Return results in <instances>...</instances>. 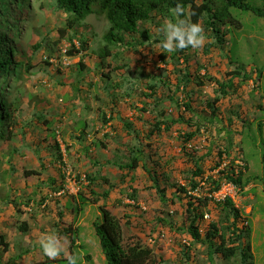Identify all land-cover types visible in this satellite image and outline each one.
<instances>
[{
    "label": "rangeland",
    "instance_id": "1",
    "mask_svg": "<svg viewBox=\"0 0 264 264\" xmlns=\"http://www.w3.org/2000/svg\"><path fill=\"white\" fill-rule=\"evenodd\" d=\"M249 4L264 8V0H249ZM11 12V23L20 27L21 34L15 37L8 30V38L17 51L16 61L23 66L16 69L21 77L18 81L8 75L10 90L0 86V104L5 102L2 112L11 115L15 133L10 141L0 139V234L10 242L8 251L0 242V264H68L63 253L51 260L39 246L41 233L53 231L67 238V250L77 256V264H107L94 228L102 220L101 206L121 220L126 241L137 237L152 246L164 259L162 264H242L244 257L239 253L229 261L216 255L211 262L203 244L189 252L190 262L181 260L188 247L185 242L190 240L191 222L189 198L175 184L190 187L193 178L200 180L192 177L196 171L193 158L203 159L200 165L205 178L216 175L220 152H225L223 168L240 170L242 160L248 166L244 174L249 185L236 202L248 219L251 262L264 264L263 17L234 9L232 14L242 27L221 26L226 34L224 48L215 44L211 31L202 25L203 46L185 48L180 56V49L169 53L158 46L163 38L158 30L165 19H173L164 7L151 21L141 23V35L132 39L138 44L117 48L120 58L102 59V37L109 28L104 16H88L69 29L67 38L60 39L57 30L67 28L68 16L56 9L55 0H16ZM75 32L88 40L89 50L83 57L66 55L72 43L79 46ZM37 44L42 46L38 51ZM206 45L212 48L207 51ZM25 66H30L28 74ZM234 69L252 79L238 90L234 85L231 94L210 108L208 102L215 99L218 82L227 81ZM188 73L191 80L177 94V104L170 96L176 81ZM150 84L156 86L155 94ZM186 101L193 112L184 109ZM161 110L175 119L190 120L191 126L180 123L170 132L151 136ZM214 110L216 117H212ZM104 118L110 120L104 122ZM181 132H197L187 152L182 150ZM134 148L144 152L145 161L134 172L121 169L120 163L131 160ZM29 171L39 175L27 177ZM154 174L166 190V204L153 183ZM207 190L206 184L202 199ZM107 191L111 193L105 197ZM200 210L210 214L208 221L200 223L204 238L211 223L220 219L221 208L208 203ZM159 218L171 219L174 229L161 224ZM21 221L28 223L27 233L18 229Z\"/></svg>",
    "mask_w": 264,
    "mask_h": 264
},
{
    "label": "trees",
    "instance_id": "2",
    "mask_svg": "<svg viewBox=\"0 0 264 264\" xmlns=\"http://www.w3.org/2000/svg\"><path fill=\"white\" fill-rule=\"evenodd\" d=\"M28 1V0H26ZM56 9L61 13L68 16L67 28L58 29L57 32L60 34V39L67 38L69 35V29H73L76 24H81L88 18L90 15L104 16L106 18L109 28L104 33L102 40L103 45L100 48V56L102 59L109 57L120 58L121 53L117 52V48L126 47L131 48L138 44L137 40L132 41L135 35L140 34V25L143 22H149L153 19L154 14L162 10L164 7L168 8L169 11L171 8H174L177 3L181 4L184 8V15L186 18L190 19L192 22H198L201 25H205L211 33L212 37L215 39V44L219 48H224L226 42V34L222 33L221 26L232 25L238 28H241V23L234 17L232 10L237 9L241 11H251L258 17L264 18V8H257L249 4V0H55ZM16 4V0H0V24L2 25L3 33L0 36V84L4 85L7 89H11L12 85L6 81L8 75L15 78L14 80L18 81L21 77L18 76V67L23 66L22 63L16 61V50L10 46V41L8 38V30L14 32L13 36H17L20 31V27L13 25L12 16L13 7ZM16 30V32H15ZM73 37L78 39V47L72 43L71 48L67 51L68 57H83L84 53L89 50L88 40L79 37V35L74 33ZM144 39L148 40L149 37L144 34ZM73 40L71 39V42ZM215 46V45H214ZM42 48L40 44L35 46V49L38 51ZM212 48L211 45H206L205 50L209 51ZM185 48L179 50L180 56L185 52ZM165 55H162L161 58L164 60ZM175 58V57H173ZM185 62H188L186 55L183 56ZM83 59V58H82ZM49 65V64H48ZM82 68H85L83 62H80ZM14 66V68H12ZM30 66H25L24 73L28 74ZM229 79L224 82H218V89L215 90L216 97L208 106L213 107V104L220 102L222 99L231 94L234 85L237 87L236 90L245 82H248L252 77L248 74H242L239 70H233L228 73ZM261 76V73H259ZM258 78L260 79V77ZM209 81L213 78L208 77ZM190 74L188 73L185 77L179 78L176 81L175 89L173 90L170 99L173 102L178 101L177 94L186 88L190 82ZM237 81V83H235ZM64 84V83H63ZM61 84V85H63ZM254 89H256L257 83L254 82ZM152 90V94L156 92V86L150 84L148 86ZM58 98V96H56ZM158 102H162L159 100ZM178 104V103H177ZM160 104H158L159 106ZM184 109L192 111L191 105L188 101L183 103ZM256 105V104H255ZM5 102L0 104V139L1 140H12L15 136V133L11 130V115L3 113ZM147 107V105H145ZM144 106V107H145ZM256 107L261 108L262 105H256ZM145 111V110H144ZM193 112V111H192ZM155 114V113H154ZM212 117H216V110L212 112ZM109 119L104 118V122H108ZM212 121V120H211ZM12 123V124H11ZM51 123V122H50ZM46 123V124H50ZM189 124L191 126V121L186 120L184 117H179L175 119L171 116H168V113L161 110L157 112V121L152 127L150 135L162 134L163 132H170L175 125L178 124ZM128 129H132V124L126 125ZM195 131L200 132L201 129L195 127ZM197 132L191 133H179V138L183 141L182 150L187 152L189 143L196 136ZM56 133V132H55ZM54 148V147H52ZM55 148L61 156V148L58 142L55 143ZM229 154V150L226 151ZM132 156L131 160L127 163H120L121 169H127L130 172H134L138 169L141 162L145 161V154L142 150L134 148L131 151ZM225 152H220V161L217 163V167L223 164V156ZM119 160V159H118ZM203 159L193 158V164L196 168V171L192 173V177H199L203 175V170L200 166V163ZM118 164V162H117ZM144 168L146 164H143ZM248 166H245L247 169ZM221 180L225 179L233 183L242 193L246 191V187L249 185V179H246L245 174L240 171L239 173L235 172L234 169L228 171L220 172ZM1 174V171H0ZM27 177L33 175H39L38 172L29 171L25 172ZM153 183L155 184L156 189L158 190L160 200L163 204H166L167 198L165 195L166 190L160 187V183L157 180V176L151 175ZM89 181L93 183L94 179L88 177ZM204 179V178H203ZM206 181L211 182L210 191H218L221 188L220 180H213L209 177ZM178 188V191L185 193L189 198L188 200V217L190 220V226L187 232L192 237V242L186 248L185 253L182 254V262H190L191 256L189 252L193 248L197 247L200 244L206 246L207 254L211 262L214 261L216 255H221L224 261L232 260L237 256V253L241 254L242 264H254L251 260L252 256V244L249 241V223L246 217L243 218L242 211L235 208L232 199L226 200L223 204H218V207L221 208L220 219L217 222L211 223L205 237L203 238L199 222L205 216L201 212L202 205H208V197L204 200L196 199L194 202V197L189 195L190 190H196L200 186V182H196L193 178L190 187H184L175 184ZM114 187L113 185L111 186ZM136 192V191H135ZM111 191L105 193V197H108ZM135 195H132L131 198L136 200ZM84 200V198H81ZM199 204L196 206V202ZM97 203V200L95 204ZM102 210V220L97 222L94 225L96 234L100 241V246L102 252L105 256L107 264H162L163 260L158 254H156L155 249L144 243L141 239L129 237L126 241L124 225L121 220L115 216L110 210L105 206H101ZM174 213V211H173ZM169 217V216H168ZM172 217V215H171ZM171 220V219H170ZM169 219L159 218V222L163 225H167L169 228L174 229V224ZM245 222L247 226H244L245 230L240 229L238 226L239 222ZM130 226V224L128 223ZM247 227V228H246ZM19 229L27 233L28 223H23L19 226ZM247 229V230H246ZM67 232L68 230H64ZM248 231V232H247ZM0 242L4 244L5 251H8V241L6 236L0 234ZM127 242V243H126ZM187 246V245H186ZM17 256V255H16ZM19 257V256H18ZM17 257V258H18ZM89 259V257H86ZM251 258V259H247Z\"/></svg>",
    "mask_w": 264,
    "mask_h": 264
},
{
    "label": "clouds",
    "instance_id": "3",
    "mask_svg": "<svg viewBox=\"0 0 264 264\" xmlns=\"http://www.w3.org/2000/svg\"><path fill=\"white\" fill-rule=\"evenodd\" d=\"M170 12H171V15H172L173 19H165L162 27L158 30L159 33L163 37L160 40L158 46L161 47V48H163L166 52H169V53L174 52V51H176L178 49L182 50V49L188 48V47H192V48L202 47L203 44L206 41V36H205L204 29H203L202 25L200 23H198V22H192L190 19L186 18L185 15H184V8L179 3H177L174 8H171L170 9ZM20 34H21V32L18 34V36ZM6 81H7V78H6ZM0 86H4V85H1L0 84ZM241 162H243V164H242V166L239 167L240 170H235L234 168L233 169L237 173H239L240 171H242L243 173L245 172V174H246L247 169L245 168V166H247V165H246V163L243 160ZM223 163H224V161H223ZM236 167H238V165H236ZM217 168H219L220 170L218 171V173L216 175L210 174L206 178L203 175H201V176H199L200 177V180H198V181L196 180V182H200V186H198L197 189L201 187V194H203L204 188H205L206 184L208 185V190H207L208 191V194L211 193V192H213V191H210V189H211V182L206 181L209 177H211L213 180H220L221 181V187H222L223 184L231 183V182H229V181H227L225 179H222L221 180V178H220L221 177V175H220L221 173L220 172L228 171L229 169L223 168V164L220 165ZM231 184H233V183H231ZM191 191H194V190H190L189 192H191ZM214 192H216V191H214ZM238 192H239V196H238L237 200H239L241 198L240 197V194H242V192L240 191V189H238ZM206 197L207 196H205L204 199ZM194 198H195L194 199V202H195V200L197 198L196 197H194ZM204 199H200V200H204ZM208 203L210 205H213V204L210 203L209 200H208ZM236 203L233 201V204H234L235 208H237V209H239V210L242 211V215H243V218H244L245 216H244L243 208H240L238 206V204H236ZM198 204H199V202L197 201L196 202V206ZM219 204H223V203H219ZM213 206L218 207V205H213ZM16 211L18 212V210H16ZM22 211L25 214H29V212H26V209L25 208H22ZM29 211H30V209H29ZM19 214H21V213H19ZM206 215H209L210 216V214H208V213L206 214L205 213V216H204V218L202 220L208 221L210 219L209 218L207 220L205 218ZM202 220H200V222H199V228H200V223H201ZM16 223H20V222L17 221ZM23 223H27V222L24 221L20 225H18V229H19V226H21ZM244 223H245L244 221L243 222H239L238 223V226L239 227L241 226L240 228H244V226H245ZM200 232H201V230H200ZM191 239H192V237L190 235V240H188L189 242H185L187 246H189L190 245V242H192L193 239L192 240ZM38 243H39V246H40L43 254L45 256H47L49 259L55 260L58 257H60V255L63 253L64 256L68 260V264H77V259H78L77 256H75L73 254H70L68 252V250H67V247L66 246L68 244V241H67V238L66 237L65 238H61L54 231L53 232H45V233H41V235L39 236ZM8 244H10L9 241H8ZM10 248H11V245H10ZM8 249H9V247H8Z\"/></svg>",
    "mask_w": 264,
    "mask_h": 264
},
{
    "label": "built area",
    "instance_id": "4",
    "mask_svg": "<svg viewBox=\"0 0 264 264\" xmlns=\"http://www.w3.org/2000/svg\"><path fill=\"white\" fill-rule=\"evenodd\" d=\"M62 193H64V192H62ZM189 195H192V196L196 197L197 199H202L201 187L194 190V191L189 192ZM206 196L209 198L210 203L213 205H218L219 203H224L229 198L232 199L236 203L237 198L239 196V192H238V189L236 188V186H234L231 183H226V184H223L222 187L218 191L211 192V193L207 194ZM205 218L208 220L210 218V216L206 215ZM244 225L247 226L246 223H244Z\"/></svg>",
    "mask_w": 264,
    "mask_h": 264
},
{
    "label": "crops",
    "instance_id": "5",
    "mask_svg": "<svg viewBox=\"0 0 264 264\" xmlns=\"http://www.w3.org/2000/svg\"><path fill=\"white\" fill-rule=\"evenodd\" d=\"M57 95H55V97H56ZM54 117V116H53Z\"/></svg>",
    "mask_w": 264,
    "mask_h": 264
}]
</instances>
